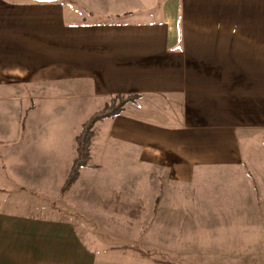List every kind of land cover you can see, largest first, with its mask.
Instances as JSON below:
<instances>
[{
    "label": "crops",
    "instance_id": "obj_1",
    "mask_svg": "<svg viewBox=\"0 0 264 264\" xmlns=\"http://www.w3.org/2000/svg\"><path fill=\"white\" fill-rule=\"evenodd\" d=\"M103 215L154 262L264 260V0H0V264H98Z\"/></svg>",
    "mask_w": 264,
    "mask_h": 264
},
{
    "label": "rangeland",
    "instance_id": "obj_2",
    "mask_svg": "<svg viewBox=\"0 0 264 264\" xmlns=\"http://www.w3.org/2000/svg\"><path fill=\"white\" fill-rule=\"evenodd\" d=\"M71 101H78V103H82L83 107H84V114H86V112L93 110L92 112H94V110H97L96 107L98 105H96L95 103H91L92 105H87L86 103L89 102L88 97L83 95V97H76V99L73 98V100ZM66 102L68 103L69 101L66 100ZM89 104V103H88ZM98 108V107H97ZM118 184V183H117ZM114 197V196H112ZM93 200V199H92ZM112 199V205L109 204L107 206H109V208L113 210V208H115L116 211L121 212L118 213L116 216V218H119L120 216H123L124 213L127 212V210H129V208H131L133 206V209L135 211L136 210V206L131 205L130 207L127 205H124V203H121L117 206H114L113 204L115 203ZM89 201H91L90 195H86L85 201L86 203H88ZM101 201V200H100ZM58 204V203H57ZM56 204V205H57ZM110 215V214H109ZM100 226H98V230H94L91 229L94 232L98 234V240L100 241V243H96L94 248L96 250V252L99 255V263L98 264H203L202 262H192V261H184V260H177V261H163V262H154V258L157 257L160 260H165L170 258L171 256H169V254H167L164 250L170 247H164V250L161 252L158 251V253L154 252V250H150L147 247H144L143 245H140L137 241V238L135 240V242H130V243H125L122 239L124 233V229H123V224L122 221H115V224L113 225L115 227V230H108L106 229V225H111L110 224V218L103 215L102 219H100ZM83 225L90 227L91 222L90 220H83ZM114 232L115 236H113L111 233ZM130 233H136V235L138 234V231H130ZM133 234V235H134ZM132 235V236H133ZM181 252H185V250L180 251L179 253V258H183L184 256H180ZM123 255H125V258L123 257ZM177 257V258H178ZM205 264V263H204ZM234 264H264V260L262 261H258V262H243V263H234Z\"/></svg>",
    "mask_w": 264,
    "mask_h": 264
},
{
    "label": "trees",
    "instance_id": "obj_3",
    "mask_svg": "<svg viewBox=\"0 0 264 264\" xmlns=\"http://www.w3.org/2000/svg\"><path fill=\"white\" fill-rule=\"evenodd\" d=\"M138 96H116L111 98V102L105 108L96 111L82 125V130L77 140V157L72 165L69 175L63 186L62 193L65 194L74 187L80 178L81 170L90 166L91 162V143L94 136L96 125L107 119L115 118L124 112L128 104H134Z\"/></svg>",
    "mask_w": 264,
    "mask_h": 264
}]
</instances>
